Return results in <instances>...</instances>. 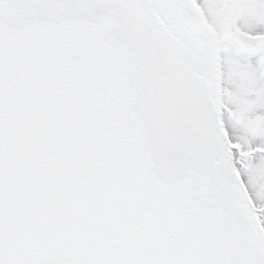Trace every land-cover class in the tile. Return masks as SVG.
I'll return each mask as SVG.
<instances>
[{
	"label": "snow or ice",
	"instance_id": "obj_1",
	"mask_svg": "<svg viewBox=\"0 0 264 264\" xmlns=\"http://www.w3.org/2000/svg\"><path fill=\"white\" fill-rule=\"evenodd\" d=\"M0 264H264V0H0Z\"/></svg>",
	"mask_w": 264,
	"mask_h": 264
}]
</instances>
